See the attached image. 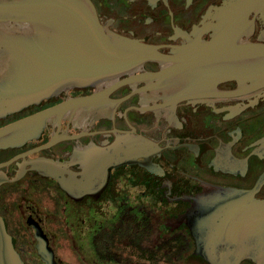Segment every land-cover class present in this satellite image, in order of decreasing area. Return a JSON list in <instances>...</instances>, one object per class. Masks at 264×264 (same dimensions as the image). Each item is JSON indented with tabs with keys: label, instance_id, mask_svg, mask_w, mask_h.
Here are the masks:
<instances>
[{
	"label": "flooded vegetation",
	"instance_id": "obj_1",
	"mask_svg": "<svg viewBox=\"0 0 264 264\" xmlns=\"http://www.w3.org/2000/svg\"><path fill=\"white\" fill-rule=\"evenodd\" d=\"M255 1L85 0L112 39L153 51L0 116L1 129L92 98L0 139V217L24 264H47L44 247L65 264L62 233L81 264L212 263L193 233L201 223L206 250L219 240L210 192L264 200V55L237 49L264 44ZM33 4L0 0V77L44 38L39 22L7 11Z\"/></svg>",
	"mask_w": 264,
	"mask_h": 264
},
{
	"label": "water",
	"instance_id": "obj_2",
	"mask_svg": "<svg viewBox=\"0 0 264 264\" xmlns=\"http://www.w3.org/2000/svg\"><path fill=\"white\" fill-rule=\"evenodd\" d=\"M41 1V5L7 9L18 20L39 22L37 24L44 26L40 32L44 38L42 41L35 38L20 49L14 66L8 63L10 67L1 74L0 116L19 111L31 103H39L74 79L103 75L104 70L143 60L152 54L150 47L132 43L126 45L107 35L90 9V2L88 5L85 0ZM255 4L264 17V0H256ZM225 33L230 32L226 30ZM4 47L9 51V45ZM237 49H240V58L252 54L264 55V44ZM91 99L89 96L68 100L18 120L0 129V139L10 137L14 131L39 128L52 115L92 103ZM210 193L216 196L214 205L209 208L214 213L208 220L212 222L209 225L215 227L213 234L219 236V240L206 250L205 229L198 223L193 231L197 241L196 253L203 255L208 251L211 264H239L245 257L264 264V200L255 199L251 192L236 189H213ZM220 195L225 198L220 199ZM44 259L47 264H55L51 249L44 247ZM0 264H24L2 217Z\"/></svg>",
	"mask_w": 264,
	"mask_h": 264
},
{
	"label": "rangeland",
	"instance_id": "obj_3",
	"mask_svg": "<svg viewBox=\"0 0 264 264\" xmlns=\"http://www.w3.org/2000/svg\"><path fill=\"white\" fill-rule=\"evenodd\" d=\"M64 234L62 233L61 236L58 238L60 244L58 243L57 245V253L61 258L65 259V264H81L77 261V257H83L81 254L82 252L77 248L74 247L73 245L70 246V242L68 240H64L63 236ZM82 259V258H81ZM86 261L88 259H85Z\"/></svg>",
	"mask_w": 264,
	"mask_h": 264
}]
</instances>
